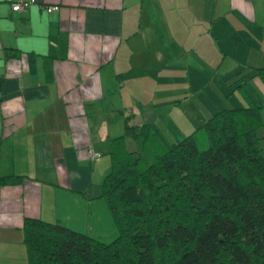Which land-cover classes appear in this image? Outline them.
I'll list each match as a JSON object with an SVG mask.
<instances>
[{"label": "crops", "instance_id": "0c3cea01", "mask_svg": "<svg viewBox=\"0 0 264 264\" xmlns=\"http://www.w3.org/2000/svg\"><path fill=\"white\" fill-rule=\"evenodd\" d=\"M14 1L0 0V176L19 178L0 185V264H25L24 218L114 231L99 184L125 116L170 143L260 100L264 146V0Z\"/></svg>", "mask_w": 264, "mask_h": 264}, {"label": "trees", "instance_id": "16d2710c", "mask_svg": "<svg viewBox=\"0 0 264 264\" xmlns=\"http://www.w3.org/2000/svg\"><path fill=\"white\" fill-rule=\"evenodd\" d=\"M262 105L223 107L170 143L125 116L99 184L115 236L24 218L25 264H264Z\"/></svg>", "mask_w": 264, "mask_h": 264}, {"label": "built area", "instance_id": "2783aa9c", "mask_svg": "<svg viewBox=\"0 0 264 264\" xmlns=\"http://www.w3.org/2000/svg\"><path fill=\"white\" fill-rule=\"evenodd\" d=\"M34 3V0H16L9 4V9L13 12H20L27 8L30 4ZM44 10L47 13L55 11L58 9L57 5L43 6ZM87 156L90 160H96L99 156V153L91 149L86 150Z\"/></svg>", "mask_w": 264, "mask_h": 264}, {"label": "rangeland", "instance_id": "374dc122", "mask_svg": "<svg viewBox=\"0 0 264 264\" xmlns=\"http://www.w3.org/2000/svg\"><path fill=\"white\" fill-rule=\"evenodd\" d=\"M220 104H221V103H219L218 106H220ZM125 143H126L127 148H129V149H131V148L134 147L133 144H132L128 139L125 140ZM103 154H105V152H104ZM106 157H107V155H106ZM102 200H103V199H102ZM103 203H104V201H103ZM104 205H105V203H104ZM105 210H106V212H107V215H109V212H108L106 206H105ZM109 218H110L111 222L113 223V221H112L110 215H109ZM113 225H114V223H113ZM114 228H115V225H114ZM115 231H116V229H114V231H113L112 233H110V235H108L107 237H104L105 239L102 238V239H98V240L101 241V242H105V243L108 242L109 240H111V237L113 236L112 234H113ZM115 234H116V233H115ZM96 240H97V239H96Z\"/></svg>", "mask_w": 264, "mask_h": 264}]
</instances>
